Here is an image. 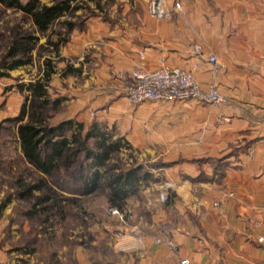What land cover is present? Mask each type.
<instances>
[{"label": "crops", "instance_id": "0c3cea01", "mask_svg": "<svg viewBox=\"0 0 264 264\" xmlns=\"http://www.w3.org/2000/svg\"><path fill=\"white\" fill-rule=\"evenodd\" d=\"M120 1L111 10L117 20L97 16L71 31L60 48L72 73L84 75L90 64L89 75L74 84L75 75L60 77L62 62L51 80L68 83L57 90L71 99L65 119L107 109L135 148L176 161L161 172L176 184L173 205L151 211L141 246L133 242L114 264H175L180 258L264 264V242L258 241L264 235V0H168L165 19L148 13V0ZM175 1L181 8H173ZM160 66L186 69L201 84L213 82L226 102L128 104L121 74ZM16 83L0 77V121L19 113L24 98ZM155 236L175 247L156 243Z\"/></svg>", "mask_w": 264, "mask_h": 264}, {"label": "rangeland", "instance_id": "374dc122", "mask_svg": "<svg viewBox=\"0 0 264 264\" xmlns=\"http://www.w3.org/2000/svg\"><path fill=\"white\" fill-rule=\"evenodd\" d=\"M120 2V0H85V6L75 13L79 18L73 20L82 21L81 29H85L87 22L97 19V16L101 20L113 23L118 18L111 15V10L121 7ZM130 3L132 8L140 7L139 2L130 1ZM17 23L22 24L20 12L0 8V34L7 36ZM53 28L61 30L63 27L60 23H56ZM53 38L56 39L55 36ZM44 41L45 38L41 37L39 44ZM4 42L5 38L0 37V44ZM60 48L58 58L55 57L51 46L39 48L33 52L34 60L31 64L9 71V76L5 78L25 83L34 79L43 69V60L48 56L54 59L57 68L58 64L64 62L60 56ZM2 51L4 50L1 48L0 53ZM37 53L40 55L37 56ZM64 64V69L59 71L60 77L66 76L62 73L67 69L68 64L66 62ZM89 67L90 64L86 66L87 73L84 75L70 74L76 76L74 84L83 76L89 75ZM54 75L55 73L51 76V80ZM127 75V73L121 74L125 80V95ZM51 80L49 93L51 97L61 100L57 109L51 111L50 121L55 123L68 117V104L71 99L57 92L58 86L66 87L68 83L62 81L59 85H51ZM97 112V110H89L83 116L77 113L71 119L83 123L84 131L96 123L103 131L109 133L112 139L121 138L122 147L112 155L108 168L118 171L140 166L144 178L139 182L136 192L125 199L121 210L109 204L108 192L105 188L83 196L75 191L74 183L70 181L64 186H53L60 202L56 207L53 205L49 213H45L42 204H34V198L19 197L18 192L21 189L18 181L36 183L40 179V174L24 162L20 148L14 141V131L0 132L1 264H114L118 260L117 253L133 249L135 247L133 242L141 246L147 235L143 223L150 212L157 211L160 206L173 205L176 184L173 180L166 179L161 172L164 168L174 165L176 161L165 160L155 150L153 153L158 156L152 158L153 153L151 155L149 150L135 148L118 128L116 121L112 120L107 109L105 113L97 114ZM99 114L105 115V119H98ZM196 178L207 179L205 175ZM168 182L173 186L167 191L169 199L163 201L160 198V191ZM33 194L41 195L42 191L34 190ZM113 208L119 213L113 214ZM156 237L158 236L154 238Z\"/></svg>", "mask_w": 264, "mask_h": 264}, {"label": "trees", "instance_id": "16d2710c", "mask_svg": "<svg viewBox=\"0 0 264 264\" xmlns=\"http://www.w3.org/2000/svg\"><path fill=\"white\" fill-rule=\"evenodd\" d=\"M84 4L85 0H0L2 10L12 9L22 16V24L17 23L7 36L0 34L5 38L0 44V50H4L0 53V77H8L9 71L31 64L33 52L39 48L51 46L58 58L59 48L67 42L69 33L81 29L82 21L73 19L79 18L75 13ZM56 23L63 28L54 30ZM41 37L45 41L39 44ZM73 71L76 70L68 67L62 75ZM54 73V59L45 57L43 69L34 79L14 85L24 98L19 113L0 121V132L14 131L24 162L40 174L36 183L18 181L19 197L34 198V204H42V210L49 213L60 202L53 186L71 181L75 191L83 196L105 188L109 204L122 210L125 199L136 192L144 178L141 167L118 171L108 168L112 155L122 147L121 138L112 139L98 124L84 131L83 123L74 119L50 121L51 111L61 102L51 97L48 90ZM34 190L42 194L35 196Z\"/></svg>", "mask_w": 264, "mask_h": 264}, {"label": "built area", "instance_id": "2783aa9c", "mask_svg": "<svg viewBox=\"0 0 264 264\" xmlns=\"http://www.w3.org/2000/svg\"><path fill=\"white\" fill-rule=\"evenodd\" d=\"M173 8H181V3L175 1ZM148 13L157 19H165L169 16L168 0H148ZM264 18V7H263ZM208 61L216 70L217 59L214 55L209 56ZM126 98L132 105L143 101L158 100H198L210 105H218L226 102L225 96L218 90L213 83L201 84L192 73L179 67L160 66L153 70L135 68L126 79ZM173 184L168 182L160 191L161 200L169 199L167 192ZM231 195V194H230ZM113 214H118L116 208L112 209ZM264 217V208L262 211ZM156 243L165 242L168 246L174 248V243L166 237L158 236L154 238ZM259 242H264V235L258 238ZM175 264H191L187 258L178 259Z\"/></svg>", "mask_w": 264, "mask_h": 264}]
</instances>
